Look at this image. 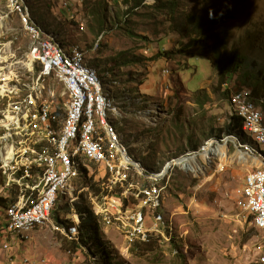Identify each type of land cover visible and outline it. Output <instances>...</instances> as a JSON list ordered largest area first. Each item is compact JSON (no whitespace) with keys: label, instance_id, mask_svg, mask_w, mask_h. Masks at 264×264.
I'll list each match as a JSON object with an SVG mask.
<instances>
[{"label":"rangeland","instance_id":"obj_1","mask_svg":"<svg viewBox=\"0 0 264 264\" xmlns=\"http://www.w3.org/2000/svg\"><path fill=\"white\" fill-rule=\"evenodd\" d=\"M180 4L183 13L174 12L175 21L179 23L189 14L217 17L216 27L226 32L229 54L244 60L240 73L218 94L215 93L218 74L201 55L200 48L172 58L159 55V50H177L178 41L188 47L189 38L172 29L168 12L159 8L155 0H148L135 10L123 0H15L13 5L26 9L23 14L17 9L12 12L11 0H0V119L9 110V103L18 100L13 93L11 98L4 96L1 87L13 89L22 80L32 78L27 58L31 38L23 28L26 26L23 17H26L29 24L34 25L32 18L43 32L54 35V44L59 50H80L85 54L88 65L97 72L119 108V114L113 111L115 116H110L119 144L151 173H162L168 163L199 152L210 140L221 143L236 136L243 144L254 145L245 128L244 133L230 136L222 130L230 117L241 114L232 107L237 95L241 94L240 99L246 102L256 103L247 90H252L249 86L264 77V0H182ZM100 19L104 20L101 25ZM132 60L134 62H130ZM125 62L130 63L124 65ZM35 68L38 74L40 65L36 64ZM243 82L249 85L246 87ZM48 83L58 92L55 109L63 110L62 85L53 79ZM241 87L247 89L233 94L230 101L223 95ZM36 92L42 102V87ZM124 101L131 104L126 106ZM258 104L264 119V100ZM37 106L32 110L33 119L28 122L32 136L31 125L36 120ZM131 113H137L138 117L134 114L135 119H129ZM19 114L23 113L17 111L10 117L14 121L12 127H17L14 131L25 129L21 125L26 119L19 118ZM96 122L101 131L98 138L104 137L101 143L109 150L104 149L106 155L117 166H122L121 153L101 129L99 119ZM51 129L59 131L61 125ZM4 131L5 127L0 126V134ZM45 142L39 134L24 142L23 151L14 149V161L26 147L54 151L51 141ZM234 143L235 140H231L225 146L223 162L214 152L209 164L199 158L198 164L204 167L206 175L195 176L172 166L166 174L151 181L138 168L124 165L130 167L126 172L129 184L149 190L148 195L140 199L134 197L135 190L126 194L129 184L125 187L113 184V176L104 163L92 162L84 153L79 154L77 173L59 195L47 225L16 235L11 223H7V233H0V264H13L12 261L17 260H21L20 264H57L63 254L73 257L76 247L70 244L72 239L57 230L61 228L58 220L80 222L75 204L83 202L82 195L91 201L101 226L99 233L87 231L89 221L84 218L80 239L84 234L83 239L89 243V236H93L107 244L116 253L113 264H264V238L256 224L258 214H252L251 202L244 195L248 184L244 186L245 176L257 163L242 162L238 158L239 144ZM140 146L143 153L138 151ZM83 165L87 173L80 172ZM0 176L5 180L1 172ZM89 180L99 184V195L85 187ZM154 180L159 181L153 183ZM4 187L14 198L18 196L5 184ZM68 193L73 195L69 197ZM156 196L159 198L157 207L151 202V197ZM72 197L79 199L70 205ZM242 197L249 204L238 203ZM16 203H10L7 221H11L10 211ZM140 214L142 221L138 223ZM157 215L162 218L155 224ZM74 216L76 221H73ZM3 221L4 225V215ZM143 232L148 234L147 240L142 239ZM35 235L42 236L39 244L33 242ZM150 244L151 248L146 247ZM76 246L81 248L80 264H107L101 255L95 254L94 245L80 243Z\"/></svg>","mask_w":264,"mask_h":264},{"label":"bare ground","instance_id":"obj_2","mask_svg":"<svg viewBox=\"0 0 264 264\" xmlns=\"http://www.w3.org/2000/svg\"><path fill=\"white\" fill-rule=\"evenodd\" d=\"M14 1L11 0L12 12L17 9L22 14L23 12L26 13L25 8L22 9L19 5H13ZM28 17L31 18L30 14H28ZM23 23L27 26H23L24 30L28 32L31 38L27 58L30 60L28 72L32 78L31 80H22L21 84H17L13 89L1 87L4 91V96L11 98L13 93L18 97L17 101L9 103V110L4 112L0 119V126L5 127V131L0 134V172L5 178L4 184L6 187L11 189L14 194L18 193V196L16 195L17 203L12 206L10 211L11 221H14V223H11V229L16 235H23L37 227L47 225L56 207L59 195L66 189L72 176L77 173L76 162L81 153H84L92 162L104 163L109 173L113 176L112 183L125 187L126 184H129V174H126V172L130 170V167L124 165L138 168L140 173L142 175L147 174V178L151 181L153 178H159L166 174L167 170L172 166L180 167L184 172L190 171L195 176L206 175L204 167L202 166L203 168H201L198 164L199 158L205 164H209V157L214 152V156L219 157V160L223 162L224 158L222 155H226L225 146L231 143V140L233 142L235 140L234 144H239L238 152L240 154L238 158L245 163H249L250 160L257 163V167L249 170V180H256V176L257 179H263L258 180V187H262L260 197L264 198V123L262 121V110L256 103L240 99L241 94L237 95L232 103L233 109H239L241 112L240 115H237L245 118V130L250 132L251 138L255 141L254 145L243 144L236 136L227 138L221 143L210 140L205 143V146L199 152L191 153L185 158L173 160L166 165L162 173L153 174L144 168L140 162H136L129 155L126 147L119 144L117 131L110 122V116H115L113 111L117 114L120 113L119 108H117L116 102L112 99V93L104 88L97 72L88 65L85 54L80 50L71 52L59 50L57 45L54 44L56 39L54 35L43 32L36 24H29L26 17H23ZM53 46L60 53L65 64H72V68L78 70H73L71 73L60 59L51 53L50 49H53ZM36 64L41 67L38 74H36ZM51 79L61 84L63 89L61 97L64 103L63 112L65 117L61 121L55 114L54 103L58 92L57 89H52L51 85H49L48 80ZM41 87L42 102H40L39 94L36 92ZM38 102L40 103L37 106ZM36 106V120L31 125L34 132L32 136L28 122L33 119L32 110ZM17 111L23 113L22 115H17L19 118L26 119V123L21 125V127L25 128L24 130L14 131L17 127H12L14 121L10 117L13 118ZM5 114H7L6 117ZM41 117L42 122H38V118ZM97 119L101 122V129L105 130L103 131L107 137L121 153L122 166H117L111 161L106 155L104 145L101 142L93 141L96 136L101 135L96 122ZM252 121L259 122L255 131L251 130ZM54 125H61V129L59 131L52 130L51 128ZM38 134L39 138L42 136V142L47 143L45 142L47 139L51 141L54 151L46 150L42 152L38 149L26 147L23 154H20L17 160L14 161V149L17 151L22 149L23 151V143L32 140ZM15 139L19 141H15ZM73 147L75 148L71 151ZM68 154L70 159L67 163ZM82 167L81 169L84 171L85 169ZM80 172L77 176H79ZM115 175L116 177H114ZM159 180H154L153 183H157ZM0 181L3 189V180L1 178ZM77 183L76 181V185ZM132 190H135L133 195L136 199H140L149 193V190H140L137 186L129 184L126 194ZM4 194H6L5 191ZM54 194H57V200H53ZM68 195L71 197L73 194L68 193ZM244 195L251 202L249 209L252 208L253 211V208H259L260 199L253 192V183L247 184ZM77 199L79 198H70V205H73ZM151 202L157 207L159 198L157 196L151 197ZM32 204L33 211H40V213L29 215V208ZM5 208H3V215ZM157 217H155V224L161 221L162 218L159 215ZM256 217V224L261 229L264 238V221L259 220V214ZM135 218L133 217V219ZM106 219L108 220L107 216ZM78 220L80 222H77L74 216L73 221L76 222L71 225L70 229L58 226L61 228H57V230L72 239V243L80 244V217ZM141 221L142 216L140 214V220L137 222L140 223ZM4 225H0V233ZM71 232L73 236H71ZM143 236L144 238L142 239H148V234L145 232H143Z\"/></svg>","mask_w":264,"mask_h":264},{"label":"trees","instance_id":"obj_3","mask_svg":"<svg viewBox=\"0 0 264 264\" xmlns=\"http://www.w3.org/2000/svg\"><path fill=\"white\" fill-rule=\"evenodd\" d=\"M146 1L148 0H123V3H125L126 5H129L131 7V10H135V9H139ZM155 1H156V4H158L159 8L168 12V21L171 24L172 29L182 34L183 37L189 38L188 40L189 44L186 45L188 47H183V44H182L183 42L178 41L177 45L179 48L177 50H173V51L159 50V55L172 58L176 54L185 55L189 52L190 49H193L195 47L200 48V50H202L201 55L208 59V61L211 64V67L218 74L219 81H218V86L215 89V93L216 94L220 93L221 88L227 87L229 82L231 81V78L240 73V70L242 66L244 65V60H242L239 56H236L234 54L232 55L229 54L230 45H229V41L226 39V32L216 27L217 26L216 21L218 20V18L217 17L208 18L205 14H202L200 16L189 14L184 20H181V22L178 23L177 21H175L174 12L183 13V12H180L181 11L180 3L182 0H155ZM97 14L101 15L100 12H97ZM113 18L116 22L118 21V18L116 15H114ZM31 21L34 24H36L34 20H32V18H31ZM103 21L104 20L100 19L99 24L101 25ZM36 25L39 27L38 24ZM130 62H134V60ZM130 62H125L124 65H127ZM244 85L247 87V85L249 84L244 83ZM246 87L244 88L241 87L242 89L233 91L231 93L228 91L223 92V95L225 97H228V101H230L233 94L246 90L247 89ZM249 88L252 89V90H247L250 92L251 99L255 101L256 104L259 106L258 103L264 100V77L261 82L251 84ZM124 102L126 106L128 104H131L126 101ZM55 114L60 119H63L65 117V114L63 110L61 109V107H58L56 109ZM134 114L138 117L137 113H133L129 119L131 118L135 119ZM229 120L230 122L226 126L225 130H222L223 134L230 136L233 134L244 133V128L246 126L245 118L235 115L234 117H230ZM262 121L264 123L263 118H262ZM103 138H104L103 136L99 138L98 136H96L93 139V141L101 142ZM103 145H104V142H103ZM104 149L105 151H109L108 148L106 147V144L104 145ZM84 167L85 166H83L82 168L85 170L84 171L81 170V172H86V168ZM143 182H145L148 185V182L146 181H143ZM85 185L86 187H89L92 190V192H94L95 195L100 194V190L98 188L99 184L93 183L91 180H89V181H86ZM148 187L150 186L148 185ZM143 189L147 190V188H143ZM81 198H83V202L75 204L76 212L81 219V224L79 227V236H81V227L83 228L82 225H83L84 218H86L89 221V225L86 226L85 229L87 231L99 233V227L101 226L99 216H97L96 213L94 212L91 201L84 195L80 197V200ZM15 201H16V197L13 199L12 202H15ZM0 206L6 207L7 200L5 201L3 199H0ZM68 208L71 209V207H68ZM58 221H59L58 225L66 229H70L71 225H73L72 222H68V221L64 222L62 220H58ZM253 221H254V217H253ZM83 236L85 235L83 234L80 239L82 244L85 243L89 247L91 245H94L95 250H96L95 254L101 255V257L107 262V264H113V261L115 259V254H116L114 250H112L109 246H107V244H103V242L99 238H94L93 236H89L91 239V242L89 243L87 242V240L83 239ZM151 246L152 244L146 247L151 248Z\"/></svg>","mask_w":264,"mask_h":264},{"label":"crops","instance_id":"obj_4","mask_svg":"<svg viewBox=\"0 0 264 264\" xmlns=\"http://www.w3.org/2000/svg\"><path fill=\"white\" fill-rule=\"evenodd\" d=\"M139 150H142V148H141V146H140V148L138 149V151ZM138 151H137V153H138ZM191 152V151H190ZM142 153H143V150H142ZM186 153H188V152H186ZM185 153V154H186ZM184 154V155H185ZM183 156V155H182ZM150 170L152 171V172H154V173H156L157 171H155V170H153V169H151L150 168ZM0 178L3 180V189H2V185H1V181H0V199H3V200H7V206L9 207V205H10V203L13 201V199H14V195L13 194H10L9 193V191L4 187V179L0 176ZM4 191L6 192V194H4ZM3 194V195H2ZM12 200V201H11ZM11 201V202H10ZM10 202V203H9ZM8 207H2V206H0V225H3V223H4V221H3V208H5L4 209V216H5V219H6V222H5V225H4V228L1 230V233H3V234H5V233H7L6 232V227H7V218H8ZM128 206H126V209L128 210ZM9 219V218H8ZM1 238V237H0ZM38 240H41L42 241V236H40V237H38V236H34V239H33V242L35 243V242H37V244H39L38 243ZM3 241V240H2ZM2 241H1V244H2ZM33 243V244H34ZM71 245H74L76 248H75V253L73 254V257H70V256H66V255H62L61 257H60V260L59 261H57V264H80L81 263V257H80V253H81V248H79V247H77L76 246V244H74V243H70ZM5 244H3V246H4ZM31 252V251H30ZM70 252V251H69ZM68 252V253H69ZM14 257H16V258H18L19 256H14ZM17 260V259H16ZM18 261V260H17ZM7 263V262H6ZM13 264H14V262H13ZM18 264H20V260H19V262H18Z\"/></svg>","mask_w":264,"mask_h":264},{"label":"built area","instance_id":"obj_5","mask_svg":"<svg viewBox=\"0 0 264 264\" xmlns=\"http://www.w3.org/2000/svg\"><path fill=\"white\" fill-rule=\"evenodd\" d=\"M51 53L52 54H55L56 55V58H59L60 61L63 63V65L72 73L73 70H78V69H73L72 68V64H65L61 58V55L60 53L56 50V48L53 46V49H50ZM50 110V109H49ZM38 122H42V117L41 118H38ZM259 125V122H255V121H252V128L251 130L255 131V128H257V126ZM264 144V143H263ZM95 149V148H93ZM69 154H68V158L66 159L67 160V163L69 162ZM249 172H247L246 176H245V179H244V186L246 183H253V192L255 194L258 195L259 199H260V206L259 208H253V213L252 214H259V220L260 221H264V198H261L260 197V190L262 189V187H258V180H263V179H257V176H256V180H249ZM244 189V187H243ZM53 200H57V194H54V197H53ZM50 202V201H49ZM238 203H244V204H249L246 202V200L242 199L239 200ZM251 206V205H250ZM35 213H40V211H33V204L31 205V207L29 208V215H34ZM7 223H14V221H7ZM71 236L72 235V232H71ZM14 262V264H18L19 261H12Z\"/></svg>","mask_w":264,"mask_h":264}]
</instances>
